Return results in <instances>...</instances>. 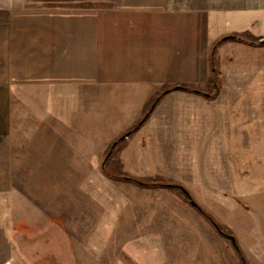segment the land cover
<instances>
[{
    "label": "crops",
    "instance_id": "1",
    "mask_svg": "<svg viewBox=\"0 0 264 264\" xmlns=\"http://www.w3.org/2000/svg\"><path fill=\"white\" fill-rule=\"evenodd\" d=\"M244 32L264 38V0H104L103 7L78 11L0 7V114L7 112L1 98L21 87H44V170L65 169V161L70 167L96 162L163 89L206 90L212 44ZM218 64L222 82L214 99L168 91L136 132L166 160L178 142L187 154L194 137L207 140L213 130L223 146L245 145L243 157L242 150H219L229 172L221 180L231 185L240 162L257 160L255 146L264 144L258 132L264 131V87L257 84L264 82V44L226 40ZM66 95L81 104L70 105ZM100 96L111 100L99 106ZM7 125L0 116V129ZM103 129L106 137H96ZM140 149L138 156L153 151ZM129 150L120 152L124 165Z\"/></svg>",
    "mask_w": 264,
    "mask_h": 264
},
{
    "label": "rangeland",
    "instance_id": "2",
    "mask_svg": "<svg viewBox=\"0 0 264 264\" xmlns=\"http://www.w3.org/2000/svg\"><path fill=\"white\" fill-rule=\"evenodd\" d=\"M103 6L104 0H0V7L19 11ZM220 45L213 56L218 71ZM257 84L264 87V82ZM15 92L1 98L7 102L1 123L3 117L8 125L0 129V264H241L229 237L178 187H146L108 177L102 161L110 144L96 162L77 161L78 166L70 167L74 163L65 161V169L44 170V87L25 86ZM208 94L212 100L218 92ZM64 100L81 104L74 95ZM109 100L97 97V105ZM136 131L119 142L105 168L144 182L181 186L234 237L247 264H264V144L255 146L257 160L240 162L230 185L221 180L229 172L219 150H242L243 157L245 145L223 146L213 130L207 140L206 135L203 140L194 137L192 146L186 145L187 154L181 152L184 143L178 142L166 160ZM107 132L97 130L96 137ZM240 132L243 136L246 129ZM127 145L130 157L124 165L120 152ZM142 146L153 151L138 156ZM190 147L195 150L191 156Z\"/></svg>",
    "mask_w": 264,
    "mask_h": 264
},
{
    "label": "trees",
    "instance_id": "3",
    "mask_svg": "<svg viewBox=\"0 0 264 264\" xmlns=\"http://www.w3.org/2000/svg\"><path fill=\"white\" fill-rule=\"evenodd\" d=\"M230 36H233V38L231 40H237L240 42H243L246 40H248L249 44H259L261 45V40L264 38H256L253 37L251 34H249L248 32H244V33H240V34H232ZM225 36L221 37L219 40H217L216 42H214L210 48V58H209V63H210V76L208 78V82L206 85V90H201V89H197L195 87H189V86H174L171 88H167V89H163L159 94H157L151 101L150 105L148 106V108L146 109V111L144 112V114L142 115V117L136 121L130 128H128L122 135L119 136L118 139H115L114 141H112L103 157V161H102V170L103 172L110 178H114V179H122L125 181H130L133 182L135 184H138L140 186H146V187H160V186H166V187H178L181 190V186H178L176 184H165V183H161L160 181H155V182H144L140 179H137L136 177L130 176L127 173L124 172H120V173H111L109 172L106 168H105V164L108 160V158H110L114 151L119 147V142H121L122 140H125L129 137L130 134H132L134 131H136L140 126H142L144 124V122L146 121V119L148 118V116L150 115L151 111L153 110V108L155 107V105L159 102V100L162 98V96L167 93L168 91L174 90V89H183L186 91H190V92H194V93H198V94H203V95H207L209 96V91L210 90H214L216 92H218L219 90V84H220V72L218 71V67L216 64V61L214 59V51L215 49L224 41L226 40H230V39H225ZM182 191V190H181ZM187 191V190H186ZM182 193L185 195V197L189 200L190 204L191 201L194 202V204H191L193 207H195L212 225L213 227L222 235L229 237L232 236L231 234L225 233L223 231V229L220 227V225L213 219V217L206 212L204 209H202L190 196V194H186L184 191H182ZM233 246L237 252V254L240 257L241 260V264H247L244 258V255L242 254V251L240 249V247L237 245L236 241L233 243Z\"/></svg>",
    "mask_w": 264,
    "mask_h": 264
},
{
    "label": "water",
    "instance_id": "4",
    "mask_svg": "<svg viewBox=\"0 0 264 264\" xmlns=\"http://www.w3.org/2000/svg\"><path fill=\"white\" fill-rule=\"evenodd\" d=\"M224 38H225V39H232L233 36L228 35V36H225ZM261 44H264V39L261 40ZM181 190L184 191L186 194H188V192H187L184 188L181 187ZM191 204H194V202L191 201ZM229 239L231 240L232 243L235 242V239H234L233 236H229Z\"/></svg>",
    "mask_w": 264,
    "mask_h": 264
}]
</instances>
